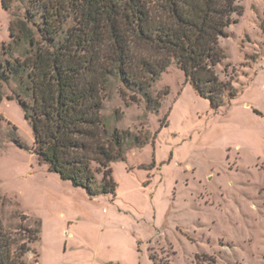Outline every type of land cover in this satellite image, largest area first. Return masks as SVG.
Returning <instances> with one entry per match:
<instances>
[{
	"label": "rangeland",
	"instance_id": "rangeland-1",
	"mask_svg": "<svg viewBox=\"0 0 264 264\" xmlns=\"http://www.w3.org/2000/svg\"><path fill=\"white\" fill-rule=\"evenodd\" d=\"M240 5L216 67L240 93L219 111L176 65L153 86L158 112L110 85L104 115L119 111L118 127L151 134L112 164L115 195L91 198L51 172L23 106L2 86L0 218L42 222L39 264H264V0ZM14 10L23 14L20 3ZM10 21L0 0V44L10 42Z\"/></svg>",
	"mask_w": 264,
	"mask_h": 264
},
{
	"label": "trees",
	"instance_id": "trees-1",
	"mask_svg": "<svg viewBox=\"0 0 264 264\" xmlns=\"http://www.w3.org/2000/svg\"><path fill=\"white\" fill-rule=\"evenodd\" d=\"M2 5L11 21L10 42L0 44V102L6 86L7 97L24 108L39 160L91 198L115 195L112 164L151 138L149 132L118 127L119 111L104 115L114 81L133 101H144L148 112L161 108L163 95L155 96L153 86L173 65L216 111L240 93L216 71L227 58L220 41L229 37L233 16L244 12L240 0H2ZM22 218L16 224L0 218V264H39L34 244L42 222Z\"/></svg>",
	"mask_w": 264,
	"mask_h": 264
}]
</instances>
